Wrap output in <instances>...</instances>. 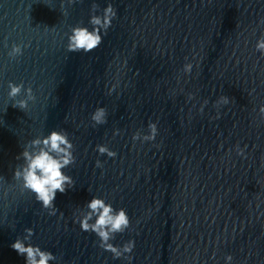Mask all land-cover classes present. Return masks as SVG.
I'll return each instance as SVG.
<instances>
[{
    "label": "water",
    "instance_id": "obj_1",
    "mask_svg": "<svg viewBox=\"0 0 264 264\" xmlns=\"http://www.w3.org/2000/svg\"><path fill=\"white\" fill-rule=\"evenodd\" d=\"M93 3L97 15L112 4V26L95 50L67 52L73 27L91 30ZM261 21L264 0H0V264H25L10 247L25 228L58 257L49 264H127L73 223L93 197L126 210L131 227L111 243L135 242L131 264H226L229 255L230 264H264ZM13 44L28 45L16 61ZM9 82L31 85L27 112L11 106ZM222 95L231 102L213 107ZM98 107L107 123L92 127ZM149 122L155 140L133 144ZM53 130L74 145L63 170L74 185L57 192L49 216L31 193L8 187L25 144Z\"/></svg>",
    "mask_w": 264,
    "mask_h": 264
},
{
    "label": "clouds",
    "instance_id": "obj_2",
    "mask_svg": "<svg viewBox=\"0 0 264 264\" xmlns=\"http://www.w3.org/2000/svg\"><path fill=\"white\" fill-rule=\"evenodd\" d=\"M68 2L72 3L73 0H68ZM97 11H99V7L93 3L88 21L91 30L88 27L79 25L71 29V34L67 36V52H83L86 54L100 46L102 34L107 35V31L112 26V21L116 18L117 13L110 3L102 10V14H95ZM27 47V44H13L7 53L9 60L16 61L23 55V49ZM255 49L261 56H264V36L257 40ZM192 67V64L186 63L182 69L183 73L185 75L190 74ZM117 87L118 84H113L108 88L106 94L111 95ZM8 89V99L13 101L11 106L22 112H27L29 104L34 103L36 100L31 85L26 87L23 83L14 84L9 82ZM21 94H23V98L17 99ZM192 99L193 96L189 95L188 100ZM230 102L229 97L222 95L215 101L213 107L219 109ZM207 103L208 101L205 100L199 109L200 112H203V108ZM258 112L260 119L264 120V105L259 107ZM107 115L105 108H96L90 115L92 127L107 123ZM216 118L218 119L219 116ZM120 134L119 130L113 131L114 137ZM157 135V124L149 122L147 134H142L140 130H137L132 135L131 140L133 144L136 141L141 143L152 142ZM95 151L98 155L107 156L109 159H115L117 155L107 145H97ZM73 152L74 145L64 130H53L44 137L37 136L25 144L24 149L16 158L17 160L22 159L23 163L17 165L14 169L12 179L15 183L8 188L18 190L21 195L25 192L31 193L42 209L47 210L49 216L56 215L58 210L54 206V200L57 192L63 194L66 189H70L74 185L73 179L63 171L75 163ZM243 154V149L237 146V155L243 156ZM95 167L103 168L102 162L97 160ZM85 209L78 214H74L73 223H78L81 231L93 233L99 242L97 246L104 252L110 253L113 259L123 258L127 261V264H131V253L134 250L135 242L128 240L121 246H114L111 243L116 235L123 234L131 227L126 210L123 208L114 209L110 203H106L105 199L96 197H93L85 205ZM62 215L63 213H61ZM24 232L23 238L17 237L10 247L18 255L25 258V264H49V262L58 261V257L51 252L41 250L39 246L31 244L30 238L33 235L31 228H25ZM231 260V255L225 257L226 264H230Z\"/></svg>",
    "mask_w": 264,
    "mask_h": 264
}]
</instances>
